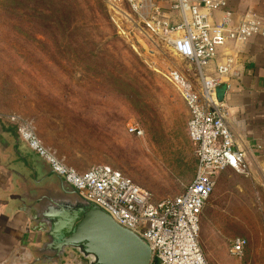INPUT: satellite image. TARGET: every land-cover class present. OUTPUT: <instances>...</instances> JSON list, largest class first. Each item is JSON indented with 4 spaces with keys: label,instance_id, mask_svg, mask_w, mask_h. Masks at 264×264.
I'll use <instances>...</instances> for the list:
<instances>
[{
    "label": "rangeland",
    "instance_id": "374dc122",
    "mask_svg": "<svg viewBox=\"0 0 264 264\" xmlns=\"http://www.w3.org/2000/svg\"><path fill=\"white\" fill-rule=\"evenodd\" d=\"M171 71L194 66L124 0H0V115L32 127L65 165L115 170L157 200L183 193L196 171ZM130 126L143 135L129 134ZM240 188L241 176L226 171L203 210L209 264H264V188L250 216L240 215ZM220 191L227 196L216 206ZM236 239L247 242L242 255L230 252Z\"/></svg>",
    "mask_w": 264,
    "mask_h": 264
},
{
    "label": "built area",
    "instance_id": "2783aa9c",
    "mask_svg": "<svg viewBox=\"0 0 264 264\" xmlns=\"http://www.w3.org/2000/svg\"><path fill=\"white\" fill-rule=\"evenodd\" d=\"M124 1L167 49L194 66V82L174 75L189 113L187 134L196 159L192 183L177 196L157 200L115 170L99 166L81 173L65 165L29 125L20 127V137L82 199L141 237L151 248L150 264H209L200 243L203 210L222 172L232 169L248 174L217 97L234 66V58L220 50L229 44L244 45L254 36L264 37V20L248 14L235 23L226 0H175L169 14L157 0ZM216 12L223 14L219 21L213 18ZM219 56L221 61L213 68L211 63ZM128 133L142 136L143 130L130 126ZM246 245L244 239H236L231 254L242 255Z\"/></svg>",
    "mask_w": 264,
    "mask_h": 264
},
{
    "label": "crops",
    "instance_id": "0c3cea01",
    "mask_svg": "<svg viewBox=\"0 0 264 264\" xmlns=\"http://www.w3.org/2000/svg\"><path fill=\"white\" fill-rule=\"evenodd\" d=\"M174 1L157 0L166 14ZM226 1L235 23L248 14L264 20V0ZM222 15L216 12L213 18L219 21ZM220 53L234 58L231 74L217 94H220L219 102L236 148L243 153L248 174L227 169L219 175L216 186L226 171L239 174L242 188L238 197L240 202L245 201L240 205V215L250 216L263 201L259 189L264 188V37L254 36L244 45L229 44ZM221 57L211 63L213 68L220 63ZM175 74L184 79L193 74L170 72L173 87L181 97L180 86L174 81ZM185 109L188 122L186 105ZM19 129L15 121L0 115V264H30L38 233L27 208L38 199H45V204L53 208L60 204L73 209L81 204L80 197L21 139ZM250 183L254 185L252 190H248ZM226 196L221 191L215 193L213 204L218 206V201Z\"/></svg>",
    "mask_w": 264,
    "mask_h": 264
},
{
    "label": "water",
    "instance_id": "95a60500",
    "mask_svg": "<svg viewBox=\"0 0 264 264\" xmlns=\"http://www.w3.org/2000/svg\"><path fill=\"white\" fill-rule=\"evenodd\" d=\"M217 97L220 101L219 93ZM59 178L80 197L72 186ZM80 199L81 204L73 209L60 204L48 207L43 198L27 208L38 233L30 264H56L67 252L88 260L85 264H150L152 251L141 237L117 224L97 206Z\"/></svg>",
    "mask_w": 264,
    "mask_h": 264
},
{
    "label": "flooded vegetation",
    "instance_id": "af4514ba",
    "mask_svg": "<svg viewBox=\"0 0 264 264\" xmlns=\"http://www.w3.org/2000/svg\"><path fill=\"white\" fill-rule=\"evenodd\" d=\"M42 257V255H41ZM44 257V256H43ZM41 261L44 259L41 258ZM89 262L86 259H83L79 254L74 252H67L61 258H59L56 264H85Z\"/></svg>",
    "mask_w": 264,
    "mask_h": 264
}]
</instances>
